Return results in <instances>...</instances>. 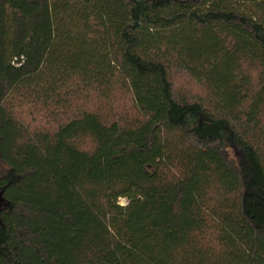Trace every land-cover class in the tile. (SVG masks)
I'll list each match as a JSON object with an SVG mask.
<instances>
[{
  "label": "trees",
  "instance_id": "1",
  "mask_svg": "<svg viewBox=\"0 0 264 264\" xmlns=\"http://www.w3.org/2000/svg\"><path fill=\"white\" fill-rule=\"evenodd\" d=\"M263 119L264 0H0V264H264Z\"/></svg>",
  "mask_w": 264,
  "mask_h": 264
},
{
  "label": "rangeland",
  "instance_id": "2",
  "mask_svg": "<svg viewBox=\"0 0 264 264\" xmlns=\"http://www.w3.org/2000/svg\"><path fill=\"white\" fill-rule=\"evenodd\" d=\"M253 79L257 80V74H253ZM173 83H174V89L175 92L178 95L185 96L188 99H194L198 98L200 96H204V90L202 86L197 84L194 80H192L189 76H187L185 73L182 72H176L173 74ZM92 105V104H91ZM98 108H100V104H96ZM108 107H103L102 111L108 112L107 110ZM114 110L118 113H125L128 116H132L133 112L131 109V104L129 97L126 93H120L117 99V102L114 104ZM18 113L21 118L25 120L27 124H29L31 127L34 128H45V127H50L53 125V122L51 119H44L41 118L39 115L35 116L30 113L31 112V107L26 105L22 106V108H19ZM37 113V112H36ZM35 113V114H36ZM264 122V119H263ZM231 156H235L236 153L234 150L229 151ZM127 201L125 199L120 200L121 205H126Z\"/></svg>",
  "mask_w": 264,
  "mask_h": 264
},
{
  "label": "water",
  "instance_id": "3",
  "mask_svg": "<svg viewBox=\"0 0 264 264\" xmlns=\"http://www.w3.org/2000/svg\"><path fill=\"white\" fill-rule=\"evenodd\" d=\"M2 203H3V198H2V194H0V210H1V207H2Z\"/></svg>",
  "mask_w": 264,
  "mask_h": 264
},
{
  "label": "built area",
  "instance_id": "4",
  "mask_svg": "<svg viewBox=\"0 0 264 264\" xmlns=\"http://www.w3.org/2000/svg\"><path fill=\"white\" fill-rule=\"evenodd\" d=\"M127 204V203H126Z\"/></svg>",
  "mask_w": 264,
  "mask_h": 264
}]
</instances>
